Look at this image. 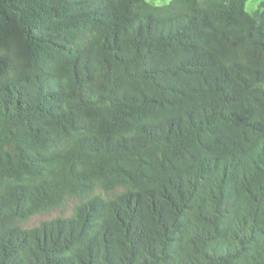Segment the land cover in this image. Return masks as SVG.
<instances>
[{
    "label": "trees",
    "instance_id": "1",
    "mask_svg": "<svg viewBox=\"0 0 264 264\" xmlns=\"http://www.w3.org/2000/svg\"><path fill=\"white\" fill-rule=\"evenodd\" d=\"M249 1L0 0V264H264Z\"/></svg>",
    "mask_w": 264,
    "mask_h": 264
},
{
    "label": "rangeland",
    "instance_id": "2",
    "mask_svg": "<svg viewBox=\"0 0 264 264\" xmlns=\"http://www.w3.org/2000/svg\"><path fill=\"white\" fill-rule=\"evenodd\" d=\"M148 1L153 3V4H156V5H163V4L170 2L171 0H148ZM260 3H261V0H258V1H252L251 0V1L247 2L246 10L249 13L255 15L260 10ZM96 194H101L103 197H105V196L112 197L114 195V194L105 195L100 190H97ZM81 202L82 201L76 197L68 198L64 202V205L62 207L53 209L49 212H45L42 214H37V215L31 217L27 222L20 223V226L24 229H31V228L39 226L41 223H43L45 221L53 220V219L58 218V217H65V218L70 217L74 213L75 208Z\"/></svg>",
    "mask_w": 264,
    "mask_h": 264
}]
</instances>
